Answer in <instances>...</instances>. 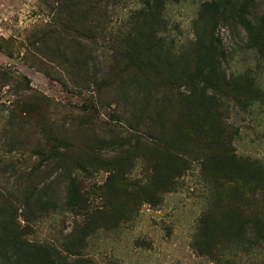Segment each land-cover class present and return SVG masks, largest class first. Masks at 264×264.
Listing matches in <instances>:
<instances>
[{"label": "rangeland", "instance_id": "rangeland-1", "mask_svg": "<svg viewBox=\"0 0 264 264\" xmlns=\"http://www.w3.org/2000/svg\"><path fill=\"white\" fill-rule=\"evenodd\" d=\"M217 1L227 8L217 25L211 14L197 21ZM245 1L169 0L152 28L142 0H0V193L58 206L20 217L24 239L81 264H264V240L250 236L219 238L208 255L197 246L200 228L227 208L264 216L258 191L207 178L195 158L173 187L146 194L165 150L185 157L216 127L264 174V59L236 19ZM251 1L258 23L264 0ZM212 35L222 43L195 103L187 76L210 61ZM21 93L37 110L18 105ZM119 159L130 161L122 181L108 165ZM73 181L83 209L65 205Z\"/></svg>", "mask_w": 264, "mask_h": 264}, {"label": "trees", "instance_id": "trees-1", "mask_svg": "<svg viewBox=\"0 0 264 264\" xmlns=\"http://www.w3.org/2000/svg\"><path fill=\"white\" fill-rule=\"evenodd\" d=\"M108 0H103V2ZM144 7L141 10L146 17V26L154 28L153 24L159 21L164 11L165 5L169 0H154L151 4L147 0H142ZM251 0H246L236 12L238 23L243 26L248 35L247 47L250 50L258 51L261 58L264 59V16L258 23H254L249 18V9ZM101 5L95 2V5ZM227 8L222 2L206 3L203 5L202 15L197 21L204 19L207 14H211L215 21V26L220 21L219 16H225ZM73 13V12H72ZM143 26V25H142ZM91 34V31H88ZM212 39V50L210 61L206 57H202L198 61V70L194 74V78L187 76L192 93L189 95L191 101L198 103L203 100V93L197 83L198 76L201 78L205 71L204 67H208L211 73L214 72L217 48L221 47V39L214 37ZM130 40V39H129ZM132 40V39H131ZM134 41V39L132 40ZM25 80V78H24ZM8 77L0 70V83L6 84ZM19 92L30 89L25 87L23 83H19ZM23 96V102H18L19 106L37 110L34 102H31L35 96ZM26 99V100H24ZM225 131L213 128L211 131L202 132L199 137L202 146L194 145L191 151L185 157L179 152H171L170 149L165 150L155 163V178L148 185L147 195L153 197L154 190L167 191L168 188L176 184L177 177H180L187 163V159H202L201 168L207 178L216 182H227L235 184L239 191L250 194L255 197L258 191L264 197V174L260 166L248 163L247 160L238 157L230 142L223 143L221 139ZM195 139V142H197ZM109 165V172L113 174L116 181H122L126 174L130 161H122L119 159ZM19 204V207L14 202ZM66 207L70 210L83 209L85 202L81 197L77 182L70 183L67 192ZM34 207V209H33ZM56 202L45 197L35 198L26 194H17L15 197L0 193V264H81L78 261H70L64 257L56 248L46 245L31 243L23 238V234L18 230L17 221L21 217L23 221L29 222L36 219L35 213L42 214L57 208ZM19 212V216H17ZM239 233V234H238ZM204 242L197 243L204 255L211 254L207 250H213L219 238H227L229 240H239L241 243L248 236L258 241L264 240V216L258 214L245 217L240 208H227L223 214L217 219H209L205 225L200 228Z\"/></svg>", "mask_w": 264, "mask_h": 264}]
</instances>
